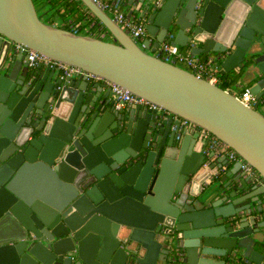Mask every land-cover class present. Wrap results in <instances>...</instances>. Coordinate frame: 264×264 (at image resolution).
Here are the masks:
<instances>
[{
	"label": "water",
	"instance_id": "95a60500",
	"mask_svg": "<svg viewBox=\"0 0 264 264\" xmlns=\"http://www.w3.org/2000/svg\"><path fill=\"white\" fill-rule=\"evenodd\" d=\"M79 1L110 41L43 23L32 0H0V264H264L251 216L264 185L241 170L264 181V114L155 54L171 39L221 77L250 75L259 105L264 0H123L145 24L141 47ZM15 45L170 116L116 111L105 83L30 68Z\"/></svg>",
	"mask_w": 264,
	"mask_h": 264
},
{
	"label": "built area",
	"instance_id": "2783aa9c",
	"mask_svg": "<svg viewBox=\"0 0 264 264\" xmlns=\"http://www.w3.org/2000/svg\"><path fill=\"white\" fill-rule=\"evenodd\" d=\"M104 13L111 14L112 20L118 25V27L127 34L133 41H142L146 37L145 24L138 18L129 17L128 12L122 11L123 0H92ZM18 50H26L27 52V63L30 68H35L37 66H42L43 68H49L55 70L62 79L71 77L73 75H84L88 79L103 82L101 79L87 74L80 69L68 67L59 62H55L44 55L38 54L34 51L23 48L21 45H15ZM156 57L166 63H171L176 66V64H181L186 66L196 78L205 80L213 85H217L218 73L212 67L210 60H200L198 57L192 56L189 52L182 53L177 45L172 44V40H166L162 42L157 48ZM110 88V99L113 102L114 109L116 111H121L128 109L131 106L145 107L150 110H156L157 113L163 114L164 116H170L166 111L161 108L156 107L149 102L133 96L123 88L112 84L110 82L104 81ZM236 98L245 106L249 108H256L258 110V103L254 96L246 90L242 92ZM184 124H187L184 122ZM191 128L194 126H190ZM209 140V146L211 148L215 147L220 154L226 155L229 161L241 162L242 160L228 147L217 141L214 137L204 134ZM241 170L244 172L245 176L250 179L253 184H258L263 186L264 181L259 176V174L251 168L248 164L243 163ZM264 241V234L262 237Z\"/></svg>",
	"mask_w": 264,
	"mask_h": 264
},
{
	"label": "crops",
	"instance_id": "0c3cea01",
	"mask_svg": "<svg viewBox=\"0 0 264 264\" xmlns=\"http://www.w3.org/2000/svg\"><path fill=\"white\" fill-rule=\"evenodd\" d=\"M70 1H72L73 6H76L77 13L71 14L69 12H66V10L64 9H61L59 12H57L58 8L51 10L52 4L47 0L43 2V5L39 7L38 11L43 12L44 13L43 15L51 16L53 25L59 29L65 28V29L77 31L79 32L80 35L92 36L100 39L101 38L108 39L107 31L104 28V26L93 15L90 14L87 8L79 0H70ZM122 11L127 13L129 11V7L123 5ZM144 40L140 42L143 43ZM180 51L182 53H185L188 51V49L184 48V49H180ZM198 58L200 60H205V58H203L202 56ZM212 67L215 69L214 66ZM219 77L220 75H218L217 85L219 84L224 85L226 87V91L235 96H239L242 92L249 90L252 87V85H254L256 82V81L250 82L251 79L250 75L242 74V73L237 75L235 72H233L232 74L225 75L221 77V79ZM258 107L264 109V102L260 103ZM229 163L230 166L235 164L234 161H229ZM252 210L253 213L251 214V216L258 219V221L255 223L253 228H258V225H262L260 227V234L255 236L257 239L255 250L264 253V241L262 243L260 242L264 234L263 232L264 198H262L261 206L258 205L257 203H252ZM257 210H261V211L258 212Z\"/></svg>",
	"mask_w": 264,
	"mask_h": 264
},
{
	"label": "trees",
	"instance_id": "16d2710c",
	"mask_svg": "<svg viewBox=\"0 0 264 264\" xmlns=\"http://www.w3.org/2000/svg\"><path fill=\"white\" fill-rule=\"evenodd\" d=\"M32 1H33V4L37 10V14H38V17L40 18V20L49 26H54L53 21L51 20V16L43 15L44 14L43 12L38 11L39 7H41L43 5V2L45 0H32ZM47 1L52 4L51 10L58 8L57 12H59L61 9H64V10H66V12H69L71 14L77 13L76 6H73L72 1H70V0H47ZM54 27H56V26H54ZM63 30L70 31L72 33H75L76 35H80L79 32H77V31H73V30H69V29H65V28H63ZM103 40L110 41L109 39H103ZM219 78L221 79V76ZM218 87L220 89L226 91V87L224 85L219 84Z\"/></svg>",
	"mask_w": 264,
	"mask_h": 264
},
{
	"label": "rangeland",
	"instance_id": "374dc122",
	"mask_svg": "<svg viewBox=\"0 0 264 264\" xmlns=\"http://www.w3.org/2000/svg\"><path fill=\"white\" fill-rule=\"evenodd\" d=\"M108 16L111 18V14H108ZM136 43H137V45H138V47H141L142 46V43L140 42V41H138V40H136L135 41ZM144 50V49H143ZM145 52H147L146 50H144ZM176 66L177 67H180V68H182V69H184V70H186V71H190L186 66H184V65H181V64H176ZM258 111H260L261 113H263L264 114V111H262V109L259 107L258 108ZM263 232H264V228H263Z\"/></svg>",
	"mask_w": 264,
	"mask_h": 264
}]
</instances>
